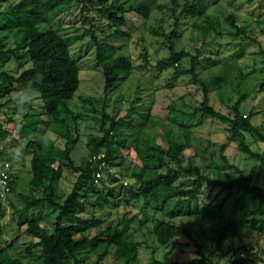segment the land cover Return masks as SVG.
<instances>
[{
    "label": "rangeland",
    "instance_id": "374dc122",
    "mask_svg": "<svg viewBox=\"0 0 264 264\" xmlns=\"http://www.w3.org/2000/svg\"><path fill=\"white\" fill-rule=\"evenodd\" d=\"M110 1L112 5L128 7L142 0H108V3ZM192 1L148 0L151 11L147 19L126 14V24L119 28L111 26L107 15L98 12L95 6H88V11L84 12L80 7L65 10L49 23L62 36L79 38L70 47L71 56L79 69V85L68 101L70 109L79 116L76 124L72 117L66 118L69 129H76L75 133L78 134L77 140L69 144L75 165L81 164L88 153V137L101 135L98 111L103 108L109 115L123 117L128 121L121 126L122 136L127 137L128 146L133 144L134 139L150 138H156L157 142L165 144L161 134L170 123L187 125L198 140H193V148L184 152L183 164L197 165L203 175L214 180H229L237 175L233 169L216 168L215 165L220 166L221 162L210 163L211 158L217 157L216 147L228 142L225 123L202 114L193 117L183 114L192 112L202 100L201 86L185 71L190 69L191 57L194 56L197 77L209 89V104L216 110L229 114L231 107L240 101L239 110L243 113L251 112L252 124L264 134V94L258 89L260 78L264 75V56L259 52L260 49L264 51V0H202L206 6L203 16L181 14L183 5ZM10 2L0 0V6L4 8ZM85 14L92 19L96 36L107 38L106 42L113 45L114 55L126 56L134 67L132 71L120 74L117 86L106 96L104 105L101 100L104 97L103 76L101 68L96 64L95 45L90 35L84 34L85 28L90 26V22L83 18ZM229 15L235 17L237 24L245 29V35H232L234 30L225 21ZM207 17L216 24L214 30L206 31L209 23ZM49 25H41L40 28L44 30ZM117 28L126 31L127 35L113 33ZM0 38L6 46H13L10 34L0 32ZM170 48L176 53L184 52L177 66L170 59ZM30 66L29 58L20 61L13 58L0 59V71L11 75L17 76ZM177 71L183 73L176 74ZM2 83L8 85L5 80ZM85 97L99 99L94 102L97 112L86 110L81 101ZM30 98L16 84H13L10 93L0 90V104H3L0 108V142L6 149L14 171L13 190L0 201V248L9 246L10 254L23 261L36 256L40 249L25 232L26 221L40 220L42 227L51 230L56 215V211L47 205L27 208L19 196L27 193L32 176L31 153L26 150V143L28 140L39 139L42 134L46 149L65 146V141L48 129L41 99L37 94ZM24 102L29 103L28 109L21 105ZM131 109L134 112L131 113ZM141 113H146L148 119L140 131ZM33 119L37 122L35 132L28 126L33 123ZM134 132L136 133L131 135ZM245 136L253 151L264 154V142L253 141L247 133ZM123 154L126 155L124 160L120 163L117 161L109 169L113 179L103 173V183L95 182L97 191L105 192L109 186H114L115 198L103 210L94 209L88 204L86 211L79 215L104 218L105 223L100 231L105 234L113 230L121 217L129 219L130 232L138 243L139 262H187L197 257L195 243H198L203 244L204 254L211 261L225 264L228 256L212 253V247L207 242L203 243L195 218L192 214H187L208 204L221 207L229 219L237 222L244 229V243L253 252L264 257V206L241 190L224 191L209 184L203 185L195 201L183 203L184 215L172 220L180 227L189 228L193 240L177 237L165 246L159 245L153 234L155 223L161 219L160 213L155 210V204L126 201L128 187H136L130 176L135 169L131 165L134 152L133 149L129 152L123 150ZM228 161L249 176L253 184L264 186V169L256 161L234 152L229 154ZM186 177L180 176L176 184L189 186ZM75 181L76 175L64 169L57 189L60 200L70 192ZM94 198L95 195L90 192L89 201ZM98 231L99 229L84 235L91 237ZM223 248H226V243ZM112 253L111 249L100 264H116ZM94 259H86L83 264H95Z\"/></svg>",
    "mask_w": 264,
    "mask_h": 264
},
{
    "label": "trees",
    "instance_id": "16d2710c",
    "mask_svg": "<svg viewBox=\"0 0 264 264\" xmlns=\"http://www.w3.org/2000/svg\"><path fill=\"white\" fill-rule=\"evenodd\" d=\"M10 1L4 8L0 6V32L12 36L13 46H6L0 38V59L13 58L20 61L29 58L31 66L22 70L17 76L0 71V90L10 93L13 84H16L31 98L37 94L42 101L48 129L63 139L65 146L63 148L51 146L46 149L42 134L35 141H27L25 148L31 153L32 176L28 183L27 193L19 194V196L29 209L40 208L43 205L54 209L56 211L54 226L48 230L42 227L40 220H27L24 230L32 237L33 243L39 246L38 254L28 261H23L10 254L9 246H4L0 248V264H83L84 260L92 257L95 258V264H100L111 249L116 264H217L204 254L203 244L198 243H195L197 257L187 262L166 263L152 260L148 263H141L138 260V243L130 232L131 221L129 219L125 216L121 217L113 230L105 234L100 231L105 223L104 218L96 215L80 216V213L86 211L88 204H91L94 209L103 210L115 198L114 186H109L105 192L96 190L95 182L103 183V179L102 177L94 178L93 172L96 166L89 162V158L92 154L103 151L107 164L103 173L113 179L109 169L117 161L120 163L124 160L126 155L123 154V150L129 152L133 149L134 158L131 165L135 169L130 176L136 187H128L126 201H142L145 205L155 204V210L161 215V219L153 227V234L159 245L165 246L177 237L193 240L189 228L180 227L172 220L185 214L183 203L189 204L195 201L204 184L219 187L224 191L241 190L264 206V186L253 184L249 176L228 161L229 154L240 153L256 161L259 167L264 169V154L253 151L246 142L245 133L249 134L253 141L264 142V134L250 120L252 113L241 112L239 110L240 101L231 107L229 114L213 108L209 104V89L198 79L195 72L196 58L192 56L190 69L185 73H190L192 79L201 86L202 100L192 112L183 114L190 117L202 114L225 123L228 142L216 147L217 157L211 158L210 163L221 162L222 165L214 164L215 167L233 169L237 172L236 176L229 180H214L203 175L197 165L183 164L184 152L193 148V140H198L189 126L170 123L161 134L165 144L157 142L156 138H150L147 140L134 139L133 144L128 146L127 137L122 136L121 131L123 123L128 121L123 117L109 115L103 108L98 111L101 135L88 137L86 142L88 153L81 164L75 165L69 144L77 140L78 134L75 133L76 129L74 131L69 129L66 118L67 116L72 117L76 124L79 116L75 115L68 105V101L79 85V69L70 52V47L79 38L62 36L49 23L65 10L80 7L84 12L88 11V6H95L98 12L107 15L111 26L119 28L126 24V14H134L142 20L147 19L151 11L149 2L142 0L136 5L123 7L112 5V2L108 3V0ZM205 12L206 6L202 0H193L192 3L183 5L181 9V14L190 13L193 16H203ZM83 18L90 22L84 34H89L94 42L96 64L102 71L104 97L101 100L104 105L106 96L117 86L120 74L130 72L134 67L126 56L114 55L113 45L106 42L107 38L96 36L92 28V19L87 14ZM207 18H209V23L206 31L214 30L216 24L213 19ZM225 21L234 30L232 35L246 34L245 29L237 24L232 15L227 16ZM41 25L49 26L41 30ZM118 28L113 33L127 35L126 31ZM170 52V59L174 63L184 55V52L176 53L172 48ZM259 52L264 56L262 49ZM181 73L183 72H176V74ZM2 80L8 82V85L3 84ZM258 89L264 94V75L260 78ZM98 100L89 97L81 98L86 110L91 113L97 112L94 102ZM21 105L29 108L28 102L21 103ZM2 106L1 103L0 108ZM130 112H134V109ZM140 116L141 131L148 115L141 113ZM35 120L38 121V119ZM36 125L37 122L33 119V123L28 126L35 132ZM193 154L196 155V153ZM5 156L8 157L7 152ZM64 169L74 173L76 181L65 198L60 200L57 189ZM182 175L187 176L186 181L189 186L176 184ZM11 185L13 190V178ZM90 192L95 195L91 201H89ZM2 200L4 199L0 198V201ZM1 208L0 202V212H2ZM187 214H192L195 218L203 237V243L207 242L212 247V253L218 251V253L229 256L225 264H261L264 262V257L253 252L252 248L244 243V229L237 222L229 219L221 207L208 204L200 210L187 212ZM98 229L99 231L91 237L84 235ZM224 243H226L225 249L223 248ZM27 251L29 252V249ZM232 256L233 259L230 260Z\"/></svg>",
    "mask_w": 264,
    "mask_h": 264
},
{
    "label": "built area",
    "instance_id": "2783aa9c",
    "mask_svg": "<svg viewBox=\"0 0 264 264\" xmlns=\"http://www.w3.org/2000/svg\"><path fill=\"white\" fill-rule=\"evenodd\" d=\"M174 65H178V62H175ZM6 149L4 145L0 142V198L5 199L8 195H10L12 191V162L10 159L5 156ZM89 162L92 165L96 166V169L93 172V176L95 179H99L102 177L103 170L107 167L105 161V153L103 151L94 153L90 156ZM218 254V251L214 252ZM229 257V256H228ZM233 259V256L230 257V260ZM261 264H264L262 262Z\"/></svg>",
    "mask_w": 264,
    "mask_h": 264
},
{
    "label": "crops",
    "instance_id": "0c3cea01",
    "mask_svg": "<svg viewBox=\"0 0 264 264\" xmlns=\"http://www.w3.org/2000/svg\"><path fill=\"white\" fill-rule=\"evenodd\" d=\"M12 174H14L13 168H12Z\"/></svg>",
    "mask_w": 264,
    "mask_h": 264
}]
</instances>
